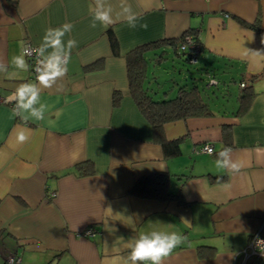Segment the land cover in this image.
I'll return each mask as SVG.
<instances>
[{
    "label": "crops",
    "instance_id": "crops-1",
    "mask_svg": "<svg viewBox=\"0 0 264 264\" xmlns=\"http://www.w3.org/2000/svg\"><path fill=\"white\" fill-rule=\"evenodd\" d=\"M129 2L137 26H109L120 49L113 56L107 28L91 26V0H0V62L9 65L0 73V264L14 253L20 264H123L127 240L151 230L186 238L164 264H264L242 255L253 235L264 236V64L242 56L244 48L264 49V34L249 26L259 15L264 30V0ZM66 22L73 29L65 42H77L67 74L41 92L45 120L22 121L7 98L36 78L31 66L18 70L11 58L27 43L38 47L47 28ZM189 29L202 46L197 64L207 85L215 78L216 85L228 87L213 77L228 73L238 91L243 82L252 96L239 116L214 110L166 123L167 139L183 137L180 155L167 159L129 96L124 55ZM114 90L122 94L117 106ZM22 127L29 139L19 144ZM224 133L232 158L243 163L237 173L215 164ZM204 144H212V154L197 151ZM154 172L171 174L172 191L181 187L187 204L129 193L137 178ZM178 174L186 177L177 180ZM86 228L93 236L81 234ZM199 245L213 247V254L199 256Z\"/></svg>",
    "mask_w": 264,
    "mask_h": 264
},
{
    "label": "clouds",
    "instance_id": "clouds-1",
    "mask_svg": "<svg viewBox=\"0 0 264 264\" xmlns=\"http://www.w3.org/2000/svg\"><path fill=\"white\" fill-rule=\"evenodd\" d=\"M92 15V27H96L99 22L105 28L118 22H124L129 27L137 26L138 15L134 11L129 0H91L88 5ZM147 27V25H142ZM73 29L71 23H64L60 27H49L45 30L40 45L37 48L25 46L19 55L11 58L10 64L18 70L28 71L29 63L26 56L35 55L36 82L21 83L15 91L7 98V102H15L13 115L20 117L22 121H43L47 111V104L41 102V92L43 89L51 88L58 79L67 74V65L70 61L71 51L77 46L75 39L69 38L66 42L64 37L70 34ZM261 43L264 44V35L261 36ZM242 56L252 63L264 64V49L253 50L244 48ZM9 65L0 62V73H7ZM54 121L49 120V124ZM29 139L28 130L20 128L16 132V141L23 144ZM212 153V149H207ZM259 151V150H258ZM217 168L226 169L231 173H237L243 167V163L232 158V148L224 147L218 153L215 160ZM185 237L175 231L167 232L151 230L141 233L127 240L124 247L128 249V254L123 258V264H164V260L172 252L184 243ZM257 248L264 249V240L256 237ZM9 264H12L10 261ZM110 264H119L117 259L110 261Z\"/></svg>",
    "mask_w": 264,
    "mask_h": 264
},
{
    "label": "trees",
    "instance_id": "trees-1",
    "mask_svg": "<svg viewBox=\"0 0 264 264\" xmlns=\"http://www.w3.org/2000/svg\"><path fill=\"white\" fill-rule=\"evenodd\" d=\"M259 21L260 18L259 15H257L256 20L249 24V26L257 33L264 34V30H262L260 24H258ZM186 34L193 36L199 44L201 52L202 46L198 40L197 33L193 29H189L177 38L162 39L140 44L126 52L124 55L129 96L132 98L138 111L149 123L153 137L160 143L163 155L167 159L180 155V144L183 137L167 139L163 132V126L166 123L188 117H207L214 114V110L210 108L209 104L205 101V98L209 95L205 93L203 87L201 90L193 82L191 83V86L186 84L179 85L176 89L175 96L166 99H159L158 97L155 99L151 92L152 89L147 85L149 60H153L155 63H161L164 59V53L168 50H171L175 57L183 56L184 61L187 63H197L198 60L195 63L190 61L191 56L188 51H182L179 48L180 43ZM105 35L108 40L111 54L113 56H118L120 54L119 42L111 27L106 29ZM92 66H94V63L89 65V67ZM198 70H200V67ZM213 77H216V74H213ZM214 79L215 78L211 79L212 81L206 87L209 85L215 86L216 82ZM244 84H242L243 86L238 84L240 89L235 96L237 108L232 112L234 116H239L246 110L251 99L250 96H252L250 87ZM121 96L122 94L120 90L113 91L111 97L113 106L119 104ZM224 134V146L226 147L229 145V136L226 133ZM81 166L82 165H80V168ZM91 169L92 168H89L88 170L90 171ZM83 171L84 173L89 172L85 169L82 170V172ZM173 176L177 180L186 177V175L182 174ZM171 177L172 175L168 172H154L143 175L134 181L129 193L140 198L155 199L163 202L175 201L182 205L187 204L183 200L181 187L176 193L172 191ZM196 249L199 256H210L214 252V248L211 246L199 245Z\"/></svg>",
    "mask_w": 264,
    "mask_h": 264
},
{
    "label": "rangeland",
    "instance_id": "rangeland-1",
    "mask_svg": "<svg viewBox=\"0 0 264 264\" xmlns=\"http://www.w3.org/2000/svg\"><path fill=\"white\" fill-rule=\"evenodd\" d=\"M200 64H190L184 61L183 56L175 57L171 50L164 53V59L161 63H155L153 60H149L147 69V85L152 89L153 97L157 99H166L174 97L176 89L179 85L186 84L191 86V83H195L202 90L204 88L205 93L209 95L205 98V101L209 104L213 110H220L222 112L235 111L237 103L235 96L238 93V87L235 85L237 82H230L229 75L216 73L218 76L217 81L225 79L227 84L222 89L221 84L207 86L206 75L198 70ZM186 76V78H185ZM222 77V78H221ZM232 77L238 80L237 75Z\"/></svg>",
    "mask_w": 264,
    "mask_h": 264
},
{
    "label": "built area",
    "instance_id": "built-area-1",
    "mask_svg": "<svg viewBox=\"0 0 264 264\" xmlns=\"http://www.w3.org/2000/svg\"><path fill=\"white\" fill-rule=\"evenodd\" d=\"M25 46H28L30 48H37L35 45L28 44V43ZM179 48L182 51L185 50V51L189 52V54L191 56L190 57V61L191 62L195 63L197 61V55L200 52V46L197 43V41L193 38L192 35L186 34L183 37ZM26 58H27L30 66H31L33 77L36 78V73L34 71L35 65H36L35 55L26 56ZM242 84H244V83L241 82L239 85L243 86ZM208 148H211L213 150L212 144H204L201 147H199L197 151L198 152H203V153H208V151H207ZM212 153H213V151H212ZM81 234L83 236H93V230L91 228H86ZM257 236L260 239L264 240V236H260L258 234H255V235H253L251 237L250 241H248V246L246 247V249L243 251V254H242V255H244L245 261L248 260V259H252V260L261 259V258L264 259V249L257 248L256 244H255V240H256ZM10 261L12 262V264H20L21 258L19 257V255L15 254V253L14 254H9L6 257V259H5V264H9Z\"/></svg>",
    "mask_w": 264,
    "mask_h": 264
}]
</instances>
